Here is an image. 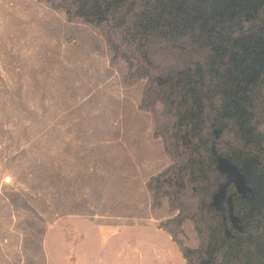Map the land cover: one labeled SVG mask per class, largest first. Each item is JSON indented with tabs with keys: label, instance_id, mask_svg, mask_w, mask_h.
Returning a JSON list of instances; mask_svg holds the SVG:
<instances>
[{
	"label": "rangeland",
	"instance_id": "1",
	"mask_svg": "<svg viewBox=\"0 0 264 264\" xmlns=\"http://www.w3.org/2000/svg\"><path fill=\"white\" fill-rule=\"evenodd\" d=\"M74 217V264H264V0H0V264Z\"/></svg>",
	"mask_w": 264,
	"mask_h": 264
},
{
	"label": "crops",
	"instance_id": "2",
	"mask_svg": "<svg viewBox=\"0 0 264 264\" xmlns=\"http://www.w3.org/2000/svg\"><path fill=\"white\" fill-rule=\"evenodd\" d=\"M96 221L97 220L94 219L90 220L87 218L74 217L70 221H67L68 223L72 222V225H68L66 223V228L65 225L63 227L60 226V222H57L56 225L51 226L45 235L44 241L47 255L53 258H59L60 264H74L73 260L71 259L76 257V255H80L79 253H81L83 249H86L87 247L91 249V247L96 246L95 243L99 244L96 247L103 248V235L109 232V230L113 229L109 228L105 223H99L98 221L97 223ZM82 222H85L83 223L84 225L87 224V229H85V232L81 234V240L79 241L82 243H77V234L80 232L78 231L79 226L77 224H81ZM65 229L68 233H65ZM70 231L74 232L70 233ZM84 244L87 247H85ZM81 256L93 259L92 257L97 258L100 255H96L95 252L91 253L90 255L83 252V255Z\"/></svg>",
	"mask_w": 264,
	"mask_h": 264
}]
</instances>
